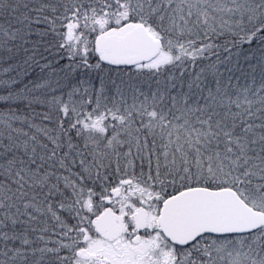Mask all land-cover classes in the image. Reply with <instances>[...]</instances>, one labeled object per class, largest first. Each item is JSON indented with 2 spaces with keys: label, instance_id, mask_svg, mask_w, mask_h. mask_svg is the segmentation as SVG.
<instances>
[{
  "label": "snow or ice",
  "instance_id": "snow-or-ice-1",
  "mask_svg": "<svg viewBox=\"0 0 264 264\" xmlns=\"http://www.w3.org/2000/svg\"><path fill=\"white\" fill-rule=\"evenodd\" d=\"M0 264H264V0H0Z\"/></svg>",
  "mask_w": 264,
  "mask_h": 264
}]
</instances>
